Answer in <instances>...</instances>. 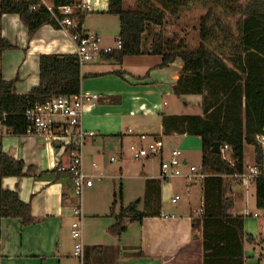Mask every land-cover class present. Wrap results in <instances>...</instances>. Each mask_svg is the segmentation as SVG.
Returning <instances> with one entry per match:
<instances>
[{
    "label": "crops",
    "instance_id": "0c3cea01",
    "mask_svg": "<svg viewBox=\"0 0 264 264\" xmlns=\"http://www.w3.org/2000/svg\"><path fill=\"white\" fill-rule=\"evenodd\" d=\"M134 5V0H123L125 9ZM80 10L84 13L81 31L98 34L102 38V45L115 47L119 19L107 13L108 0H82ZM91 16L95 18L90 19ZM0 38L11 45L0 50V73L3 80L12 82L15 94H28L38 84L41 54H75V45L67 31L46 22L29 33L17 14L0 15ZM150 42L151 36L144 52L148 51ZM160 62V56L142 54L125 56L121 61L102 55L80 64V93L98 96L83 107L82 126L93 131L94 135L86 137L80 147L82 166L86 173L96 178L80 197H76L70 185L66 169L69 156L65 150L56 149L44 134H13L0 123L2 154L23 164L22 174L3 177L1 186L15 191L19 199L30 206L34 218V222L26 225L22 224L21 218L1 219L0 264H48L50 257L61 264L63 256L59 251L64 241H68L67 237L72 239L70 224L73 218L76 219L72 209L77 205L81 208V224L84 218L81 242L86 264H164V259L166 264H172L181 258L190 241H196L191 240L189 226L187 228L184 221L161 219L151 214L142 222L133 221L139 224L138 244L124 240V234L133 223L129 219L125 221L126 229L121 234L116 235L111 230L116 221L115 215L124 207L121 205L116 213L113 212L116 182L120 181L119 198L122 201L121 180L131 178L123 160L128 145L139 143L136 134L159 136L168 146L166 138L186 134L164 135L162 115L201 112H189L194 107L200 108L199 95L182 96L184 101H180V97L173 93L172 87L182 69L180 59L165 67H160ZM128 129L134 134H129ZM227 155L229 157V153ZM113 156L118 157V161L110 163L109 158ZM146 160L149 159L143 161ZM57 163L59 166H56ZM93 163L97 167H93ZM141 166L144 168V164ZM157 172L140 178L144 180V187L147 179H157ZM249 172L243 171L244 174ZM239 180V187L234 191L231 189L233 206L230 213L244 216V232L252 238L244 244V254L245 251L249 252L245 257H255L254 264H260L264 259L260 254L264 241V220L259 219L264 213L258 219L247 217L246 212H252L237 210V203L245 205L244 199L250 193L255 197L253 180ZM183 183L185 193L190 197L192 187L188 186L196 184H189L185 180ZM165 191L160 182L159 212H164L162 202ZM174 196H171L170 202ZM143 204L149 212L152 210L150 203ZM194 220L188 221L190 230L194 227ZM198 230L201 231L199 225Z\"/></svg>",
    "mask_w": 264,
    "mask_h": 264
},
{
    "label": "trees",
    "instance_id": "16d2710c",
    "mask_svg": "<svg viewBox=\"0 0 264 264\" xmlns=\"http://www.w3.org/2000/svg\"><path fill=\"white\" fill-rule=\"evenodd\" d=\"M189 1L134 0V7L125 9L123 0H108L107 13L119 19L121 47L102 55L115 61L125 56L157 55L161 57L160 67L180 59L182 69L172 87L173 93L178 98L199 95L201 112L162 115L161 125L166 136L186 134L201 141V163L209 175L201 183H192L202 188L203 214L193 222L201 230V264H245L244 244L252 238L244 232V216L230 213L233 197L230 183L224 177L243 173L244 143L254 147L255 167L263 171L264 151L256 136L264 135V0H248L238 8L236 35L220 19L212 20L208 10L200 18L201 42L191 49L183 42L173 45L163 31L166 14L177 16L179 9L188 7ZM38 3L39 0H0V15L17 14L29 33L46 22L59 27L42 5L31 10V6ZM52 3L74 5L75 30L81 31L82 0H52ZM209 20L212 24L207 25ZM149 26L159 27V31L150 34V46L144 52L142 39ZM214 26L222 30V44L210 48L205 43L215 38ZM10 47L0 38V50ZM80 84V64L75 54H41L39 82L28 94H15L12 82L3 80L0 73V123L13 134H23L27 127L23 111L27 107L44 103L56 95H76L80 92ZM215 142L230 147L228 159L211 152ZM22 169L21 161L0 153V221L21 218L23 225L34 222L30 206L21 201L15 191L1 186L3 177L20 176ZM160 182L159 179L145 182L144 203L153 204L152 210H137L139 199L121 207L111 226L113 233L121 234L126 229L127 219L142 222L150 214L159 216ZM253 182L255 207L262 211L264 176L258 174ZM83 261L86 264L85 258ZM163 263L166 264L165 259Z\"/></svg>",
    "mask_w": 264,
    "mask_h": 264
},
{
    "label": "built area",
    "instance_id": "2783aa9c",
    "mask_svg": "<svg viewBox=\"0 0 264 264\" xmlns=\"http://www.w3.org/2000/svg\"><path fill=\"white\" fill-rule=\"evenodd\" d=\"M42 5L50 13V19L55 21L59 28L67 31L70 39L75 45V55L79 64L92 61L102 54L110 53L114 49H120L121 43L117 39L115 47L102 45V38L95 33H86L76 31L77 25L76 8L72 4L54 5L45 3L39 0L38 4L31 6V10H35ZM61 16H60V15ZM97 94L78 93L76 95H56L47 99L44 103L35 104L32 107H27L23 111V117L27 122V127L23 134H44L50 139L56 149L65 150L69 156L67 172L73 193L80 197L84 189L91 187L93 179L96 177L93 174H88L82 166V157L80 147L86 137L94 135L93 131L86 130L82 126V115L84 105L97 98ZM5 117V114L3 115ZM129 134H134L131 129H128ZM139 143H131L128 145V152L131 159L135 161H143L145 159H158L157 179L161 182H169L172 179H183L189 183H201L207 177V168L200 163L194 165L186 161L183 153L176 147H168L161 137L148 134H136ZM258 145L264 151V135L256 136ZM220 154L224 159H228L227 153L230 151L228 145L220 146ZM0 153H2V143L0 140ZM118 157H110L109 162H117ZM56 166H59L57 163ZM93 167H97L93 163ZM59 169V167H58ZM262 174L257 167H253L249 174H234L235 179L243 181L253 180L255 176ZM178 196L171 199L172 203H176ZM264 211V210H263ZM199 215L203 214L202 207L197 210ZM72 215L76 217L70 224V234L74 239L73 255L79 259V264H84L82 253V224L80 221L81 208L80 205L72 209ZM248 216L259 218L257 212L247 213ZM161 219H176L175 214L160 212ZM264 217V215H263ZM264 258V241L262 243L261 253Z\"/></svg>",
    "mask_w": 264,
    "mask_h": 264
},
{
    "label": "rangeland",
    "instance_id": "374dc122",
    "mask_svg": "<svg viewBox=\"0 0 264 264\" xmlns=\"http://www.w3.org/2000/svg\"><path fill=\"white\" fill-rule=\"evenodd\" d=\"M248 0H190L189 5L186 8L179 9L177 16H170L166 14L167 20L163 27L165 36L172 41L173 45L183 42L186 48L197 47L201 40L199 36L200 32V18L202 15L206 14L208 10L211 11V19H220V21L228 27L229 31L233 34H237L236 23L239 19L238 8L245 4ZM114 17V16H113ZM95 16H91L90 19H94ZM212 24L209 20L207 25ZM159 27L149 26L143 34L142 39V49L147 48L148 42L150 41V34L153 32H158ZM213 33L215 38L205 43L210 48H216L221 45L222 30L217 29L216 26L213 28ZM189 112L196 113L200 112V108L194 107L190 109ZM169 136V135H167ZM168 146L176 147L180 149L183 153V157H186L188 162L194 165H199L201 163V141L196 136H176L174 138H166ZM228 156V155H227ZM123 162L126 164L128 174L131 176L129 179L121 180L123 186L122 201L119 198V190L121 191L120 181L116 184V203L113 207V212L116 213L121 205H126L133 202L136 199H140L141 203L137 205V210L146 211L148 207H145L144 203V180L142 176L148 174H156L158 168V159L152 158L146 161H135L131 159L128 150L126 151ZM144 164V168H141ZM253 167H255L254 162V147L252 145L244 143L243 145V171L248 173ZM96 178V177H95ZM93 179V181L95 180ZM224 180L229 181L231 189L234 191L240 185L239 179H233L230 176L224 177ZM142 183V184H141ZM191 184V183H189ZM162 187L166 189L163 195L162 210L169 214H175L176 220L184 221L187 224L188 232L191 235L193 241H190L189 247L184 250L181 254L180 259H176L172 264H201L202 255L200 258L201 249V238H199L198 225H195L192 230H190L189 222L199 217L197 210L203 206L202 192L199 185H192L190 197L185 193V184L183 179H172L169 182H162ZM178 196L177 203H171V196ZM77 197V196H76ZM254 194H249L245 200L246 204L242 206L237 203L236 208L238 211H248L257 212L262 216L264 212L256 209L254 204ZM153 204L149 205L152 208ZM113 213V214H114ZM250 217V216H247ZM259 219V218H258ZM73 221L75 218L72 219ZM71 220V222H72ZM171 220V219H169ZM175 220V221H176ZM261 221L264 217H260ZM174 221V220H173ZM189 221V222H188ZM84 223V218L82 219V225ZM83 227V226H82ZM139 224L133 222L127 233L124 234V240L135 243L138 241L139 235ZM198 230V231H197ZM70 231V230H69ZM70 234V232H69ZM71 235V234H70ZM196 235V237H194ZM82 236V235H81ZM68 241H64L61 250L59 251L63 256L61 264H79V259L73 256V245L74 241L67 237ZM138 244V242H137ZM139 247H142L139 245ZM248 249V244H246ZM135 249V248H130ZM131 250V252L133 251ZM249 255V252L245 251V256ZM185 257V258H182ZM245 264L256 263L255 257H246ZM48 264H58V261L54 257H50ZM260 264H264V259L261 260Z\"/></svg>",
    "mask_w": 264,
    "mask_h": 264
},
{
    "label": "water",
    "instance_id": "95a60500",
    "mask_svg": "<svg viewBox=\"0 0 264 264\" xmlns=\"http://www.w3.org/2000/svg\"><path fill=\"white\" fill-rule=\"evenodd\" d=\"M180 101H184L183 97H180ZM211 152L214 154H220V143L219 142H215L214 146L211 149ZM194 237H196V235H194Z\"/></svg>",
    "mask_w": 264,
    "mask_h": 264
}]
</instances>
